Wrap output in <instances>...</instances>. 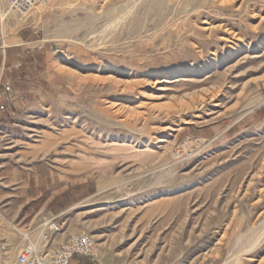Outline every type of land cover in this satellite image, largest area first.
I'll list each match as a JSON object with an SVG mask.
<instances>
[{"label":"rangeland","instance_id":"374dc122","mask_svg":"<svg viewBox=\"0 0 264 264\" xmlns=\"http://www.w3.org/2000/svg\"><path fill=\"white\" fill-rule=\"evenodd\" d=\"M133 1L15 14L46 47L0 164L69 191L34 225L90 234L96 256L74 264H264V0H163L140 33L90 47L103 28L86 26Z\"/></svg>","mask_w":264,"mask_h":264},{"label":"crops","instance_id":"0c3cea01","mask_svg":"<svg viewBox=\"0 0 264 264\" xmlns=\"http://www.w3.org/2000/svg\"><path fill=\"white\" fill-rule=\"evenodd\" d=\"M3 20L0 8V146L7 142L9 118L20 113L24 105L22 97L32 92L46 47L40 34L31 27H23L17 15ZM25 86L28 91L19 90ZM1 152L0 162L7 155ZM11 164V161L0 164V264L18 263L20 249L41 229L34 225L41 213L61 211L71 204L69 191L57 192L61 187H53V177L44 169ZM24 229L29 232L27 237L22 234ZM71 236L66 231L56 236L49 251Z\"/></svg>","mask_w":264,"mask_h":264},{"label":"built area","instance_id":"2783aa9c","mask_svg":"<svg viewBox=\"0 0 264 264\" xmlns=\"http://www.w3.org/2000/svg\"><path fill=\"white\" fill-rule=\"evenodd\" d=\"M9 5L19 14L27 16L43 0H8ZM46 1V0H45ZM37 242H28L17 255V264H71L75 257H94L97 243L90 234H72V236L54 251H49L56 236L62 234V224L56 220H47L40 226ZM29 232H27L28 236Z\"/></svg>","mask_w":264,"mask_h":264},{"label":"bare ground","instance_id":"6f19581e","mask_svg":"<svg viewBox=\"0 0 264 264\" xmlns=\"http://www.w3.org/2000/svg\"><path fill=\"white\" fill-rule=\"evenodd\" d=\"M8 3L9 5V1L8 0H0V5L2 6V18L5 20H7V18L10 17V15L12 14H17L16 11H14V9L11 7V5H9V8H7V6L5 5V3ZM45 0L42 1V4ZM104 1H110L112 2L113 0H104ZM185 3V2H184ZM104 4V3H103ZM164 4L165 1L163 0H143L142 3H138L137 1H133V4H130L126 7H117V14H115L114 16H112V12L106 13V15L103 17V21L102 23H100L98 26L95 25V22H91L90 24H88L86 26L87 28V32L88 34H92V33H98V30L100 28H103V30L101 31V36L102 38H104L102 44L99 43V45H95V43L90 46L93 49L97 48L99 46H105V41L108 38H112L113 40L116 39V37H119L121 35H123V33L125 32L126 29H130V34L131 33H140L144 28H145V22L146 19L152 14L154 13L156 16L161 17V14L164 11ZM188 4V3H187ZM149 5L151 6L152 10H148ZM189 5V4H188ZM36 9V13H40V8L39 7H35ZM111 9V8H110ZM255 10V9H253ZM168 12V11H167ZM257 12V11H256ZM19 14V13H18ZM183 14V13H182ZM92 15V14H91ZM187 15V13H186ZM189 15V14H188ZM29 16V15H28ZM31 16V15H30ZM35 16V15H33ZM12 17V16H11ZM16 17V16H14ZM24 17V16H23ZM22 17V18H23ZM27 17V16H25ZM28 18V17H27ZM26 18V20H27ZM17 19V18H16ZM180 19V18H179ZM3 20V21H4ZM15 20V19H14ZM185 20V19H184ZM9 21V19L7 20ZM23 21V19H22ZM145 21V22H144ZM178 21V20H177ZM26 23V22H25ZM212 23V22H211ZM22 24V23H20ZM21 26V25H20ZM23 28V27H22ZM78 29V28H77ZM210 30V29H209ZM232 30V29H231ZM79 31V30H78ZM233 31V30H232ZM76 30H70V29H66V30H60L59 34L64 35V37L66 35H70V36H74L75 35ZM232 33V32H231ZM235 33V32H234ZM228 34V33H227ZM236 34V33H235ZM241 34V33H240ZM237 36V35H236ZM239 36V35H238ZM242 36V35H241ZM85 38V37H84ZM242 38V37H241ZM229 39V38H228ZM236 40V38H234ZM239 39V38H237ZM243 39V38H242ZM67 40V39H66ZM95 41H97L96 39H94ZM64 41V40H63ZM241 42V39L239 40ZM244 41V40H243ZM81 45V44H80ZM84 45V44H83ZM221 45V44H220ZM86 47V45H84ZM89 47V46H88ZM87 48V47H86ZM85 48V49H86ZM101 48V47H100ZM92 49V50H93ZM105 49V48H102ZM91 50V51H92ZM97 50V49H96ZM226 52V51H225ZM99 55L101 54V52H94V55ZM104 55V54H103ZM103 62V61H102ZM109 69V68H108ZM110 70V69H109ZM106 71V70H105ZM108 71V70H107ZM104 73V72H103ZM102 73V74H103ZM101 74V73H100ZM99 76V75H98ZM103 76V75H102ZM137 77V76H136ZM102 81V80H101ZM155 83L157 82V80H153ZM159 82V81H158ZM124 92V91H123ZM217 95V94H216ZM218 98V97H217ZM188 104V103H187ZM116 107V106H115ZM115 110V109H114ZM121 111V110H120ZM135 111V110H134ZM128 112H131L130 110ZM137 112V111H136ZM189 122V121H188ZM185 123V122H184ZM187 124V122L185 123ZM189 124V123H188ZM183 127V126H182ZM180 128V127H179ZM190 143V142H189ZM23 235H27V231L22 232ZM27 237V236H26ZM256 245V244H254ZM254 245L252 247H254ZM251 247V248H252ZM250 251V250H249ZM248 253V252H247ZM239 256L236 258V262L235 264L239 263Z\"/></svg>","mask_w":264,"mask_h":264}]
</instances>
